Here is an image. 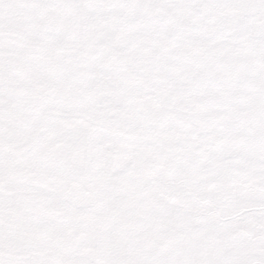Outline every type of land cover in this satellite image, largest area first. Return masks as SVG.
<instances>
[{
	"label": "snow or ice",
	"instance_id": "6c2138e0",
	"mask_svg": "<svg viewBox=\"0 0 264 264\" xmlns=\"http://www.w3.org/2000/svg\"><path fill=\"white\" fill-rule=\"evenodd\" d=\"M0 264H264V0H0Z\"/></svg>",
	"mask_w": 264,
	"mask_h": 264
}]
</instances>
